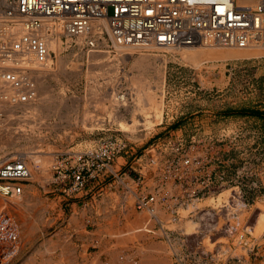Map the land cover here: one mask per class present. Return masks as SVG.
<instances>
[{"label":"built area","instance_id":"built-area-1","mask_svg":"<svg viewBox=\"0 0 264 264\" xmlns=\"http://www.w3.org/2000/svg\"><path fill=\"white\" fill-rule=\"evenodd\" d=\"M0 7L4 9L8 25L22 23L26 28L24 33L0 47V57L13 60L14 70L1 74L17 91L4 94L15 104L36 99L38 87L32 76L35 70L32 55L39 64L48 63L52 54L50 35L57 27L64 31L61 38L65 51L87 55L104 52L111 58L129 54L131 48L134 52H167L208 41L238 47L259 44L264 50V3L251 7L239 5L235 0H0ZM230 69L233 67L227 70ZM126 92L122 91L120 97ZM258 141L254 133L247 147L245 132L228 128L188 138H171L151 145L146 153L135 157L139 176L133 177L130 173L129 176L121 174L115 165L124 154H134V147L126 138H107L83 151L58 153L50 183L65 196L78 197L91 184L113 175L114 182L123 185L129 196L135 195L134 206L138 210L153 208L158 203L175 220L180 218L181 208L230 190L223 205L213 208L223 217L220 229L214 219L211 221L214 227L210 237L211 241L216 237L212 241L216 242L225 235L223 227L231 223L230 208L235 202L241 200L250 210L248 195L258 198L262 175ZM31 175L24 155L0 159V194L10 197L23 193ZM259 211L256 208L248 217L241 236L249 253L258 246L253 227ZM200 213L198 208L189 213V218L197 221ZM150 216L155 221L152 233L161 231L160 237L169 242L178 264H186L187 254L191 264H195L193 257L197 254L205 256V264H214L213 249L193 251L175 246L177 240L189 245L190 240L205 236V232L186 235L179 229L167 228L155 213ZM3 227L2 236L10 228ZM8 235L12 236L11 231Z\"/></svg>","mask_w":264,"mask_h":264},{"label":"rangeland","instance_id":"rangeland-1","mask_svg":"<svg viewBox=\"0 0 264 264\" xmlns=\"http://www.w3.org/2000/svg\"><path fill=\"white\" fill-rule=\"evenodd\" d=\"M261 3H264V0H244L240 5L257 7ZM256 47L207 50L204 51L203 56H196L192 64L184 62L181 59V55L172 51L152 52L156 56L155 63L157 66L165 67V86L163 85L157 90L158 96L165 98L164 114L162 119L150 128L147 122L149 119H155L154 113L149 110L148 115L137 114L139 129L136 133L122 129L119 126L118 119L132 120L131 111L135 106L136 90L130 79L135 72L132 64L140 54L128 57L126 62L113 61L106 56L101 57L102 59L93 60L91 57L93 55H87L84 52L65 51L63 47L60 55L63 60L69 62L73 69L70 72L71 74L63 75L58 69V53L53 50V67L55 71L54 75H48L47 77V84L51 90L45 103V106H48L49 116L44 120L47 126L41 129L43 131L42 134L46 136L38 137L34 135L30 140L21 139L17 142H7L8 144L5 145L0 144V147L4 145L3 149L7 153L9 152L10 158H14L18 154L21 155V148L32 146L33 143L39 142L42 148L46 149V153L42 152V154L47 157H45L41 166L48 169L49 178L43 181L34 179L25 183V188H31L33 194L37 197H35L37 201L31 206L29 221L31 223L34 222V218L39 213L44 214V219L39 224L40 230L38 232L27 234L22 240L20 237L19 246L21 247L15 251L11 248L5 250L8 257L6 255L4 257L1 256L0 264H22V255L25 252L26 256L35 255L34 253L41 245H43L42 257L44 259L49 257L55 250V246L49 242L44 245L46 240L51 236H54L53 239L55 240L56 238L58 239L60 233L62 234L64 224L68 220L71 224L68 235L70 234L75 245L79 246L80 243V246L83 247L84 240L87 238L85 239L81 235L84 233L83 229L75 230L72 224L73 217H71L73 212L74 214L76 213V217H79L81 225L85 226V231L88 235L85 237L92 236L93 232L96 231V237H104V240L110 239L112 243L116 241L115 237L110 238L107 234L97 233L99 225L104 222L103 213L106 212V216L112 215L113 217L116 214L120 215L117 218L120 225H123L122 221H126L124 217L126 213L129 220L132 219L129 221L130 228H132V222L135 223V226L140 225L142 218L140 212L142 211L129 203V200L126 199L128 195L126 188L118 182L115 183L113 175L106 176L99 182L91 184L88 187V191L78 197H67L61 191L55 190L50 182L53 175L52 169L55 156L58 153L83 151L107 138H126L134 147L135 153L124 154L118 159L115 168L119 169L121 174L129 176L130 173L131 176L138 177L139 173L135 169V157L146 153L151 145L178 136L188 138L197 133L216 132L222 128L231 130L242 129L245 132L247 147H249L254 133L259 138L258 154L261 158L262 170L261 189L256 194L258 198L252 194L248 195V201L251 205L249 206L250 210H247L248 213L245 215L247 221L256 208L260 210L253 230L254 235L258 238V246L253 253H249L242 247L244 246L243 244L239 245V242L234 239L235 236H230V239H225L223 242L216 241L217 246L224 245H222L219 254L217 255L216 253L213 256L214 264H249L255 261L264 263V50L257 45ZM205 57L211 60L205 62L208 68L200 71L196 65L202 62ZM100 61L109 62L111 67L107 70L97 67L98 74L94 75L92 72L93 65L91 64ZM78 66L80 67L78 68ZM230 67H233V69L227 70ZM80 68L81 75L77 77L75 72L77 73ZM154 74L156 73L153 72ZM75 78L78 83L74 82ZM122 89H128L134 99L128 105H120L118 100L114 99L115 103H113L116 107L120 105L116 108L111 105L110 100L113 99L114 93ZM92 91L99 94L103 101L105 100V107H95L94 104L83 106L81 99L90 93L92 94ZM86 108L90 112L88 114L93 115V120L100 121L98 125L93 127L89 124L83 125ZM4 111L5 109L0 108L1 118L10 120V117ZM243 111H259L261 114H242ZM9 122V126L12 129L19 126L17 121L11 120ZM36 131L37 133L39 132L38 129H35ZM1 132L7 131L2 129ZM126 165H128V172L123 170V166ZM74 202H78L79 207L75 205V209L72 211L71 204ZM31 219L33 220L31 221ZM129 232V241L138 243L134 247L132 246L133 248L129 246V250L134 251L129 254V264H140L139 262L142 261L140 259L144 255L143 253H138L137 246L142 247L148 246L150 243H160L164 244V246L166 245L170 250L169 242L160 237L161 231L155 234L142 231H139V234H135L131 233L130 230ZM78 235L82 237L77 238ZM213 239L215 241L216 237ZM177 242L178 245L175 246L178 249H193V251L208 249L202 237L190 240V246L184 245L183 241L180 240H177ZM98 248L96 246L90 247L91 250ZM87 255L92 257L95 254ZM96 256H100V260H102L100 253L99 255L96 253ZM169 258L171 260L170 264H178L172 255V250L171 253L169 252ZM193 259L195 264H205L207 261L205 256L200 254L195 255Z\"/></svg>","mask_w":264,"mask_h":264},{"label":"bare ground","instance_id":"bare-ground-1","mask_svg":"<svg viewBox=\"0 0 264 264\" xmlns=\"http://www.w3.org/2000/svg\"><path fill=\"white\" fill-rule=\"evenodd\" d=\"M235 1L240 5V3H242L244 0H235ZM3 5H6L5 1H3ZM2 10H4V9L2 7H0V47H1L3 42L5 43L6 41L7 42H9L10 40L12 41V40H14V38L18 37L20 34H22L26 31V28L22 23H18L15 26L8 25L6 15L4 14V11H2ZM43 32H45V30H43ZM63 32H64L63 29H61L60 27H57L56 29H54L53 34L50 35V40H51L50 47H51L52 54H51L50 59L46 65L39 64L37 61H35L36 60L35 56L32 55L33 56V67L35 68V70L32 72V76L36 79V83H37V87H38V94H37L36 99L31 100L29 102H19V103L15 104V103L10 101L9 97L8 98L5 97L4 94L6 92H8V95H11V94H15L17 91L12 86V84L10 82L6 81L2 77V74H1L3 71H6V70H8V71L14 70L13 63H12L13 60L10 58H6V57L5 58L0 57V108L5 109L4 112L7 113L8 116L10 117L9 118L10 120L7 119L8 117L6 118L7 120L2 119L1 118V112H0V144L5 145V144L11 143L13 141L14 142L20 141L21 139H29L30 140V138L34 135H36L38 137L46 136V135L42 134L43 131H41V129H43L44 127L47 126L46 121H44V120L46 118H48V116H49L48 115L49 114L48 108H47L48 106H45V103L47 102V99H48L47 96L51 90L47 84V77H48V75H54V71H55V68L53 67V63H54V51L53 50H56V52L58 53V64H59L58 69H59V71H61L63 75H67L71 72V70H73L71 68L69 62L63 60V58L60 55L61 51L63 50V42H62V38H61ZM256 45L261 48V46L259 44H254L253 46H250L247 48H257ZM236 47H238V46H228V45H223V44L220 45V44L214 43L213 41H208L202 45L178 47V48L168 49V51L178 53L179 55H181V59L184 62H186L188 64H192L193 61H195L196 56H203L204 55V51H207V50H214L215 51L217 49L220 50V49H224V48H236ZM134 51H136V50H133V48H131V49H129V54L121 53L120 54L121 56L117 55L116 57H113V58H111L108 54H105L104 52L103 53L102 52H93V53L88 54V55H93V56H91L93 60L102 59L101 57L106 56L108 58H111L113 61L118 60L120 62H126L128 57H131L132 55L140 54L137 58H135V60L132 64L133 71H135V72L130 79V81L132 82V84L136 90L135 91V95H136L135 99L132 98L131 93H129L128 89H122L121 91L114 93L113 99L110 100L111 105L116 107V105L114 104L115 103L114 99H117L118 103L120 105H128V103H131V100L134 99L135 106H134V109L131 111L132 120L127 121L125 118H119L118 119L119 126L122 129L129 131V132H132V133L138 132L139 121L137 119V114H139V113L144 114V115H148L149 110H151L154 113L155 119L154 120L149 119L147 122V125L149 128L152 127L155 123L159 122L162 119L163 114H164L163 110H164L165 98L163 96L159 97L157 94V90L159 87H163V85L165 86V82H166L165 67L164 66L163 67L157 66V64L155 63L156 56H155V54L152 53L154 51H148V52H145V51L134 52ZM209 60H211V59L206 58V57L203 58V61L199 62V64L196 65L197 69L200 71H204L203 69H207L208 67L205 65V62L209 61ZM91 65H93L92 66V72L94 75L98 74V72L96 70L97 67H100L103 70H107L109 67H111L110 63L109 62L106 63V61L105 62L100 61V62L92 63ZM79 67L80 66H78V68ZM153 72H155L156 74L153 75ZM75 74L77 77H79V75H81V68L77 71V73L75 72ZM75 74H74V77H75ZM77 81H78L77 79L74 80L75 83ZM39 83H40V85H39ZM125 90L127 91L126 94L120 97V93L122 91H125ZM19 97H20V93L18 95V98ZM81 100L83 102L84 107L88 106V105H92V104H94L95 107H98V106L105 107V102H104L105 100L103 101V99L99 96V94L95 93L94 91H92V94L90 93L89 95L82 98ZM119 106H117V107H119ZM88 113L90 114L89 110L86 108L85 109V116H84L85 119H84L83 125L89 124L92 127L95 125H98L100 121L93 120V117H92L93 115H89ZM87 116L90 120L87 118ZM11 120L17 121L19 126L14 127L12 129V127L9 126V124H10L9 121H11ZM85 121H86V123H85ZM50 125H52V124H50ZM2 129L6 130L7 132H1ZM35 129L36 130L38 129L39 132L38 133H37V131L35 132ZM4 145H2L0 147V159L6 160V159H9L10 157H9V152L7 153L3 149ZM21 150H22L21 155H24L28 160H30V161H28V163L31 167V170H32V175L30 177V180L39 179L40 181H43V180L48 179L49 175H50L48 169H45L41 166L43 160L45 159V157H47L46 155L42 154V152L46 153L45 152L46 149H43L42 145L38 142L36 144L33 143L32 146H25V147L21 148ZM54 163H55V160H54ZM230 193H231V191L227 190L226 192H224L223 194H220L218 196L206 197L202 200H198V201H195L194 203H191L187 208H181L179 211L180 218H178L177 220H175L173 215L168 213L165 209H162L161 206L158 203H156L153 206V208H150V209L145 208V210L140 212V214L142 215L141 222H140L141 226L140 225L135 226V223L132 222L131 223L132 228H130L128 226L130 228L129 230L131 231V233H135V234L138 233L139 231H142L144 233H149V234L152 233L153 230H155L154 229L155 221L151 218L150 215H151V213H155L157 216V219L163 220L166 223L167 228L179 229V231L183 232V234H186V235H190V234L197 235V234H201L202 232H205L206 235L202 237L203 242L205 243V245L208 249L216 250L215 252L218 255L222 245H224V244L216 246V242H212L214 239L211 241L210 233L212 234V227H214V225L211 224V221H212V219H214L216 221V223H214L215 226L218 229H220L221 226L223 225V219H222L223 217L221 215L219 216L220 213L217 214L213 210V208H219L220 206H222L224 198H227ZM134 196L135 195L129 196V193H128V195L126 197V199L129 200V203H131L132 206H134ZM36 201L37 200H36L35 196L32 193H30V191L27 190V188H25V186H24L23 193L18 194V195H13V196L7 197V196L0 194V247L2 245L4 247V249L0 250V257L1 256L4 257V255H6L7 251L5 252V250H7V248H11L15 251L16 249L21 247V246H19L20 237L22 240L24 238V236H26L27 234L28 235L34 234L40 230L39 224H41L43 222V219H44L43 213H39L36 218H34L33 215H35V214H33L32 216L35 219L34 222L31 223L29 221V217L31 216V206ZM198 208H200V211L202 212V213H200L201 215H200L199 219L196 221L194 219L189 218V213L194 211V210L197 211ZM230 211H231V215H230L231 216V220H230L231 223L228 224L227 227H223V229H224L223 232L225 235L219 237L217 242H223V240H225V239H230V236H235L234 239H236L239 242V245H242L241 236L243 234V229L246 226L245 225V223H246L245 215L248 213L247 209L244 207L241 200H238L235 202V205H233V207L230 208ZM236 212H237V216H236ZM128 213H129V211H128ZM197 214H198V212H197ZM258 217H259V215H258ZM258 217H257L256 221L258 220ZM244 219H245V221H244ZM26 220H27V222H25ZM32 220L33 219H31V221ZM131 220L132 219H130L129 221H131ZM107 221H109V220H107ZM126 222H127V220H126ZM29 223H31V224H29ZM128 224L130 225V223H128ZM3 225L5 227H6V225H8L10 228L6 229L5 234L2 236L1 233H3V230H4ZM118 225H119V223H118ZM138 226H140V227H138ZM102 228H104V227H102ZM107 229H109V228H106V230ZM118 229H120V228H118ZM118 229H117V231H118ZM235 229L237 231V234H234ZM99 230H101V229H99ZM8 231H11L12 236L8 235ZM107 231H109V230H107ZM127 231H128V229H127ZM122 232H120V233H122ZM157 232L158 231H156L155 233H157ZM111 234H113V233H111ZM140 234H141V232H140ZM119 236H120V234L118 235V238H119ZM3 237L5 239H3ZM2 240H4V241H2ZM120 242H119V244H120ZM61 245H63V244H61ZM242 247L245 248L244 246H242ZM49 248H51V247H49ZM235 249H237V248H235ZM116 250H115V252H116ZM119 250H120V247H119ZM150 250L158 252L157 253L158 256H160L159 255L160 253H164L163 258L161 256L160 260H158L157 257H156V259H154L153 257L150 256L152 254L148 253ZM171 250H172L171 248L169 250V248H167L166 245L164 246V244L162 245L160 243L152 244L150 246H142V247L138 248V253H143L144 256L142 255L143 258L141 256L142 259H140V260H142V261L139 263L140 264H151V263L153 264L154 261L157 260L159 264L160 263L161 264H170L171 260L169 258V252L171 253ZM148 254H150V255H148ZM153 254H154V252H153ZM97 255H99V253ZM6 257H8V255H6ZM30 257L31 256H29V259L26 260V262L24 264H49V263H51L50 257L43 259L41 262L40 261L38 262L36 260L35 256L31 257V258ZM75 258H76V256H75ZM73 261H75V260H73ZM85 262H86L85 264H105V263L106 264H122V262L120 261L118 256H116V258L114 257V259H112L110 261L103 262L102 260H100V256H96V254L92 257H89L87 254H85ZM185 262H186V264H191L190 256L188 254L185 255ZM0 263H1V260H0Z\"/></svg>","mask_w":264,"mask_h":264},{"label":"crops","instance_id":"crops-1","mask_svg":"<svg viewBox=\"0 0 264 264\" xmlns=\"http://www.w3.org/2000/svg\"><path fill=\"white\" fill-rule=\"evenodd\" d=\"M123 170H125L126 172H128V165L126 166H123ZM27 190L30 191V193L33 194V191L31 188H27ZM34 195V194H33ZM35 196V195H34ZM36 197V196H35ZM37 198V197H36ZM75 205L78 206V202H74L71 204V209L72 211H74L75 209ZM81 206V205H80ZM79 207V206H78ZM105 213L102 214V217L104 219V222H102L100 225H99V232L97 233H103V234H107L109 235L110 238H116V241L114 243H112V240L110 239H107V240H104L103 238L104 237H96V231L93 232V237L91 235H89V237H85V236H88L86 231H85V226L81 225V222L79 221V217H76V213L74 214L73 212V215L71 217L72 218V221H73V225L75 227V230H80V229H84V234H81L82 236H84V238L87 240H84V245L83 247L80 246V243H79V246L75 245V243L73 242L70 234L68 235V232L70 230V221L68 220V222H66L64 224V227H63V231H62V234L60 233V236L59 238L56 240L53 239L54 236H51L49 237L46 242H45V245L47 242L51 243L52 245L55 246V250L49 255V257L51 258V263L49 264H85V254H98L100 253L101 255V259L105 262L107 261H110L112 259H114V257L116 258V256H118L120 258V261L122 262V264H129V254L133 253L134 251L133 250H129V246L132 247L133 245H137L138 243L135 242V241H132L130 242L129 241V224L130 222L129 221V217L127 216V214L125 213L124 214V217H125V220L126 221H122L123 225H120L119 223V220L117 219L118 216L120 215H116L115 217H113L112 215L110 216H106ZM122 216V215H121ZM106 219V220H105ZM109 220V221H107ZM119 223V225H118ZM103 225V226H102ZM126 225V226H125ZM104 228H102V227ZM83 227V228H82ZM117 227V228H116ZM106 228H109L106 230ZM120 228V229H118ZM105 229V230H104ZM118 229V231H117ZM128 229V231H127ZM124 233H123V232ZM122 232V233H120ZM127 232V233H126ZM113 233V234H111ZM120 234L119 238H118V235ZM125 234V235H124ZM57 235V234H55ZM64 236V237H63ZM80 235L77 236V238L79 237H82ZM95 236V237H94ZM102 240V241H101ZM64 241V242H63ZM93 241V242H92ZM121 241V242H120ZM124 241V242H123ZM139 241V240H138ZM62 242V243H61ZM104 242V243H103ZM120 242V244H119ZM124 244H123V243ZM130 242V243H129ZM60 243V244H59ZM58 244V245H57ZM63 244V245H61ZM109 244V245H108ZM130 244V245H129ZM65 245V246H64ZM152 245L151 243L148 244V246ZM60 246V247H59ZM67 246V247H66ZM73 246V247H72ZM91 246H96V247H99L98 249H95V250H91L90 247ZM105 246V247H104ZM108 246V247H107ZM133 246V247H134ZM119 247H120V250H119ZM128 247V248H127ZM140 246H138L139 248ZM42 248H43V245H41L38 250L34 253L35 255H30L31 257L32 256H35L37 261L41 262L44 258L42 257L41 255V252H42ZM115 248V249H114ZM113 249V250H112ZM117 249V250H116ZM107 250V251H106ZM116 250V252H115ZM102 251V252H101ZM119 251V252H118ZM110 252V253H109ZM158 253V252H155L153 250H150L148 253L152 254H148L150 255L151 257H153L154 259H157L160 260V257L164 256V253H160L158 256V254L154 255L153 254ZM64 253V254H63ZM113 253V254H112ZM67 254V255H66ZM52 255V256H51ZM76 258H75V256ZM30 257V258H31ZM172 257V256H171ZM128 258V259H127ZM29 259V256L27 255L26 256V252L22 255V264H24L26 262V260ZM127 259V260H126ZM173 259V258H171ZM66 260V261H65ZM75 260V261H73ZM123 260V261H122ZM65 261V262H64ZM69 261V262H68ZM72 261V262H71ZM157 260L154 261L153 264H159L158 261L156 262ZM58 262V263H57ZM63 262V263H62ZM152 264V263H151ZM161 264V263H160ZM173 264V263H172Z\"/></svg>","mask_w":264,"mask_h":264},{"label":"trees","instance_id":"trees-1","mask_svg":"<svg viewBox=\"0 0 264 264\" xmlns=\"http://www.w3.org/2000/svg\"><path fill=\"white\" fill-rule=\"evenodd\" d=\"M250 114V113H252V114H257V115H260L261 114V112H259V111H251V112H249V111H243L242 112V114Z\"/></svg>","mask_w":264,"mask_h":264}]
</instances>
